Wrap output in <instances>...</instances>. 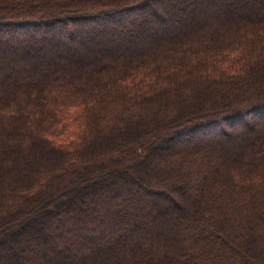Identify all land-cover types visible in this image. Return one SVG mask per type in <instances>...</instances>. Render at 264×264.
I'll return each instance as SVG.
<instances>
[{"label":"trees","instance_id":"obj_1","mask_svg":"<svg viewBox=\"0 0 264 264\" xmlns=\"http://www.w3.org/2000/svg\"><path fill=\"white\" fill-rule=\"evenodd\" d=\"M263 217L264 0H0V264H264Z\"/></svg>","mask_w":264,"mask_h":264},{"label":"rangeland","instance_id":"obj_2","mask_svg":"<svg viewBox=\"0 0 264 264\" xmlns=\"http://www.w3.org/2000/svg\"><path fill=\"white\" fill-rule=\"evenodd\" d=\"M174 106V103H168L167 104V106H165V107H161L162 109H161V111H158L157 113L155 112L153 115H150V116H152L154 119L157 117V114H159L160 115V113H162V112H164V113H167L168 114V112L170 111V110H172L173 107ZM168 116H170V114L168 115ZM206 137H199V138H190L189 136H184V137H181L180 138V142H182V141H188V140H196V141H199V140H202V139H205ZM210 138V137H209ZM207 139V138H206ZM179 143V142H178ZM169 182V181H168ZM245 211H247V208L245 209ZM248 213V212H247ZM249 218V215L247 214V216L245 217V219H248ZM261 224H264V217H263V222L261 223ZM259 233V235H261L262 234V231L260 232H258ZM261 259H264L263 257H261ZM263 261V260H262Z\"/></svg>","mask_w":264,"mask_h":264}]
</instances>
